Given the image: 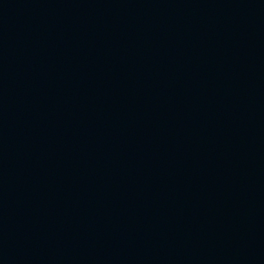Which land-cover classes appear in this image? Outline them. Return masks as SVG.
Returning a JSON list of instances; mask_svg holds the SVG:
<instances>
[{"label": "water", "instance_id": "obj_1", "mask_svg": "<svg viewBox=\"0 0 264 264\" xmlns=\"http://www.w3.org/2000/svg\"><path fill=\"white\" fill-rule=\"evenodd\" d=\"M0 264H264V0H0Z\"/></svg>", "mask_w": 264, "mask_h": 264}]
</instances>
